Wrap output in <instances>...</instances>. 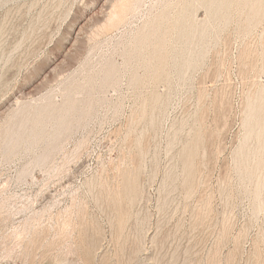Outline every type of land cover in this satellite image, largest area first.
Listing matches in <instances>:
<instances>
[{
    "label": "rangeland",
    "instance_id": "1",
    "mask_svg": "<svg viewBox=\"0 0 264 264\" xmlns=\"http://www.w3.org/2000/svg\"><path fill=\"white\" fill-rule=\"evenodd\" d=\"M0 264H264V0H0Z\"/></svg>",
    "mask_w": 264,
    "mask_h": 264
}]
</instances>
